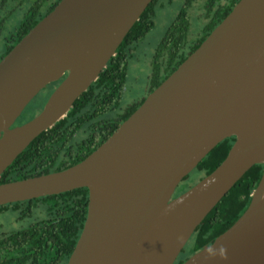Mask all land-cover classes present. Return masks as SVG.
<instances>
[{"label": "water", "instance_id": "obj_1", "mask_svg": "<svg viewBox=\"0 0 264 264\" xmlns=\"http://www.w3.org/2000/svg\"><path fill=\"white\" fill-rule=\"evenodd\" d=\"M153 0H61L0 61V177L99 79ZM43 110L14 125L48 85ZM221 165L174 198L222 141ZM264 166V0H240L113 135L80 163L0 185V206L86 188L67 264H175L219 202ZM239 219L182 264H264V172Z\"/></svg>", "mask_w": 264, "mask_h": 264}, {"label": "trees", "instance_id": "obj_2", "mask_svg": "<svg viewBox=\"0 0 264 264\" xmlns=\"http://www.w3.org/2000/svg\"><path fill=\"white\" fill-rule=\"evenodd\" d=\"M158 1L153 0L142 14L99 79L74 103L64 119L39 135L18 156L0 177V185L62 171L80 163L108 140L139 108L146 97L124 109L121 108V102L129 64L138 45L155 27L154 7ZM239 1L184 0L181 10L151 58L147 96L202 44ZM171 2L168 0L167 3ZM195 4L203 8L204 22L198 29L201 33L190 40V10ZM28 33L22 35L19 41ZM63 79L55 83V86ZM234 142L233 137L222 141L204 158L196 168L201 176L193 185L221 165ZM263 172V165H255L245 174L200 224L190 239V245L183 250L175 264H182L205 246L211 245L239 219L248 208ZM191 186L177 189L174 197ZM88 201V189L81 188L0 206V214L11 211L18 215V220L34 219L25 229L0 233V264H67L83 230Z\"/></svg>", "mask_w": 264, "mask_h": 264}, {"label": "rangeland", "instance_id": "obj_3", "mask_svg": "<svg viewBox=\"0 0 264 264\" xmlns=\"http://www.w3.org/2000/svg\"><path fill=\"white\" fill-rule=\"evenodd\" d=\"M163 2L165 3L163 6ZM159 0L154 7L155 11V27L152 32L138 46L128 68L127 83L123 93L121 108L124 109L134 103L140 102L147 97L149 87V75L151 72V58L154 55L156 47L165 36L168 27L181 10L184 0ZM198 4V3H197ZM190 40H194L201 32L198 30L204 22L203 8L194 5L190 10ZM193 16V17H192ZM48 101L45 94H40L38 99L32 102L29 114H34L37 110L42 111ZM114 116V115H112ZM201 176V173L195 169L186 180L178 187L183 189L185 186L193 185V183ZM33 218L18 220L15 212H4L0 214V233H11L27 228L33 223ZM190 245V241L186 247ZM185 247V248H186Z\"/></svg>", "mask_w": 264, "mask_h": 264}, {"label": "flooded vegetation", "instance_id": "obj_4", "mask_svg": "<svg viewBox=\"0 0 264 264\" xmlns=\"http://www.w3.org/2000/svg\"><path fill=\"white\" fill-rule=\"evenodd\" d=\"M60 1L61 0H0V61L20 42L19 38L28 33L42 19L51 13ZM55 83L48 85L29 103L14 125H24L41 112L37 110L34 114H29L32 102L38 99L40 94L47 95L49 99L59 86V84L55 86Z\"/></svg>", "mask_w": 264, "mask_h": 264}]
</instances>
